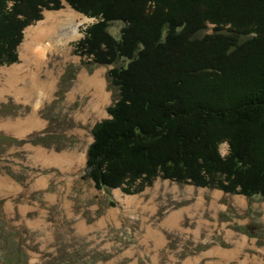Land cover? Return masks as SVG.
Segmentation results:
<instances>
[{"label":"trees","instance_id":"obj_1","mask_svg":"<svg viewBox=\"0 0 264 264\" xmlns=\"http://www.w3.org/2000/svg\"><path fill=\"white\" fill-rule=\"evenodd\" d=\"M65 1L96 19L75 52L89 68L111 66L118 94L86 153L96 189L136 194L168 179L264 200V0ZM61 8L0 0V67L18 64L24 30L44 10Z\"/></svg>","mask_w":264,"mask_h":264},{"label":"rangeland","instance_id":"obj_2","mask_svg":"<svg viewBox=\"0 0 264 264\" xmlns=\"http://www.w3.org/2000/svg\"><path fill=\"white\" fill-rule=\"evenodd\" d=\"M61 11L75 14L79 35L62 43L55 36L39 75V66H32V78L45 81L51 91L40 103L30 101L17 91L22 77L8 86L1 71L23 67L19 52L27 30ZM95 21L63 0V8L44 10L43 19L24 30L18 64L0 67V88L6 90L0 94V178L9 186L0 191V264H56L66 254L79 259L74 264H242L253 256L264 264V200L259 197L168 179H157L136 194L120 188L106 192L85 176L92 129L109 117L108 107L118 95L108 80L111 66L89 68L75 52V43ZM122 26L115 22L110 31L118 37ZM67 69L71 74L61 83ZM97 71L107 98L99 104L95 89L80 76ZM31 116L39 122L23 134L8 128L24 125ZM221 152H228V144ZM238 241L244 243L238 256L216 255V249H236Z\"/></svg>","mask_w":264,"mask_h":264},{"label":"bare ground","instance_id":"obj_3","mask_svg":"<svg viewBox=\"0 0 264 264\" xmlns=\"http://www.w3.org/2000/svg\"><path fill=\"white\" fill-rule=\"evenodd\" d=\"M74 18H75V14L70 11L49 13L46 16V19L42 21L38 26L31 28V31L27 30L26 40L21 46L20 52H19L21 54H25L24 57H26L27 59L26 66L28 68L26 69L27 72H24L23 78H21V73H20V70L23 69V67H20L19 64L16 65V67L13 66L12 69H8L7 71H5L4 69L2 70L3 73L5 72L8 78L11 77L10 78L12 79L11 83L16 82V80H18V76L21 78L22 87L19 88L17 91H22L21 93L26 97V99H31L30 101H32L33 99H36L40 103L47 96L46 93H50L51 89L49 88V85L45 83V81L40 79V82H37L36 80H34V78H32V75H35V73L31 72V68L32 66L34 68H37V66H39V68H37V72L39 75V71H41V67L44 63V61L42 60V57L46 55L45 54L46 52L44 51L47 48H49V50H51V48L53 49V46L55 45V36L59 37L58 43H62L64 39L77 37L79 35V29H78L79 23H75L76 21H74ZM47 39H49V42L46 44V47H44V49L41 50L40 48L42 46V43L46 41ZM58 45H59V48L62 47V45L60 44ZM80 76L82 77V80L84 81V84L86 85V87L89 86L95 89V96H96L98 104L103 103L107 100V98L105 99L106 94L104 90V83H103L104 80L101 78L100 72L97 71L91 77L86 76L85 74H81ZM24 85H25V88H24ZM41 96H42V99H41ZM38 122L39 121L36 120L34 116H31L29 119L25 120L24 125L21 124L22 122H19L16 124V125L21 124L19 125V127L15 126V127H8V128L18 134H23L25 131H28V125H29V129H31L32 125L33 124L36 125ZM19 128L20 129L22 128V129L19 130ZM40 181L41 180H39L38 182ZM5 189L7 190L9 189L8 183L6 180H3V178H0V191L5 190ZM15 189H17V187H15ZM244 241H245V238H243V242ZM243 242L238 241L237 248L232 249L231 251H225V250L223 251L221 249H216L215 253L221 259L231 258V255L238 256L239 253L236 252V250L239 249V246L241 244L243 245L245 243ZM250 263L251 264H262V261L257 256L255 257L253 256L252 259H249V257H247L242 262V264H250Z\"/></svg>","mask_w":264,"mask_h":264},{"label":"crops","instance_id":"obj_4","mask_svg":"<svg viewBox=\"0 0 264 264\" xmlns=\"http://www.w3.org/2000/svg\"><path fill=\"white\" fill-rule=\"evenodd\" d=\"M33 28V27H32ZM28 30H30L31 31V28H29ZM29 38V37H28ZM24 55L25 54H21V58H22V60H23V63H21L20 65H22L23 66V69H24V71L28 68L27 66H26V62H27V59H26V57H24ZM15 64V63H14ZM13 66H15V65H13ZM12 67V66H11ZM10 67V68H11ZM4 69V68H3ZM5 71H7L6 69H4ZM1 73L3 74V76H5V83L8 85V86H10L11 85V81H12V79H10V78H8L7 76H6V74H5V72L3 73V71H1ZM21 77L23 78L24 77V72L21 74ZM20 82V79H18V81H17V83H19ZM4 91H6L5 89H2V88H0V94H2V92H4Z\"/></svg>","mask_w":264,"mask_h":264}]
</instances>
